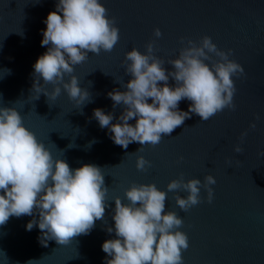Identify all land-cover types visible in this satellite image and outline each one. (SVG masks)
<instances>
[{
    "label": "water",
    "instance_id": "water-1",
    "mask_svg": "<svg viewBox=\"0 0 264 264\" xmlns=\"http://www.w3.org/2000/svg\"><path fill=\"white\" fill-rule=\"evenodd\" d=\"M57 2L0 0V106L15 107L53 157L66 160L72 169L85 163L99 166L108 187V207L90 233L66 245L55 239H48L47 246L41 243L38 211L10 217L0 225V264H107L111 257L102 244L116 238L114 197L128 203L125 189L133 182H154L167 192L169 181L181 173L185 181L198 178L203 183L209 174L216 180L211 202L201 188V203L187 211L176 204L174 193H167L165 211L183 219L180 230L188 237L183 264H264V0H101L115 18L120 39L111 52H89L85 62L74 66L80 86L90 93V102L83 105L69 99L62 85L55 100L48 101L43 93L37 99L32 91L34 63L48 47L41 45L45 21ZM156 28L162 33L159 38L154 36ZM205 35L218 48L231 49L230 59L244 68V75L233 76L235 109L226 108L207 121L191 114L170 136L154 147L144 145L139 153L138 142L127 149L115 144L94 109L112 113L113 123L119 122L124 106L114 108L108 93L125 91L123 83L132 78L125 73V54L133 47L145 52L146 44L155 40V55L171 70L167 61L179 55L181 37L185 43L189 38L199 43ZM168 83L175 86L171 78ZM45 87L51 91L53 85ZM190 103L184 99L178 107L188 111ZM129 123L135 125L136 120ZM237 144L242 153L234 151ZM137 155L151 167L139 171ZM33 219L37 223L29 231L26 225Z\"/></svg>",
    "mask_w": 264,
    "mask_h": 264
},
{
    "label": "clouds",
    "instance_id": "clouds-1",
    "mask_svg": "<svg viewBox=\"0 0 264 264\" xmlns=\"http://www.w3.org/2000/svg\"><path fill=\"white\" fill-rule=\"evenodd\" d=\"M45 23L41 45L48 47L34 63L32 91L38 94L37 99L43 93L48 101L55 100L62 85L77 105L90 102V93L80 86L74 66L85 62L89 52L99 55L101 50H113L120 39L115 18L109 17L101 0H58ZM154 36H162L159 28L154 29ZM181 44L184 46L179 55L167 61L171 70L165 68L163 58L155 55V40L146 44L145 52L133 47L125 54V73L132 78L123 83L125 91L108 93L114 108L124 106L119 122L113 123L112 113L94 109V117L101 128L110 129L115 144L127 149L130 143L138 142L139 153L146 144L158 145L191 114L207 121L226 108L235 109L233 76L244 75V68L230 59L231 49L218 48L207 35L199 43L190 38L185 43L181 37ZM169 78L175 86L169 85ZM48 84L53 85L51 91L45 87ZM184 99L191 102L188 111L178 107ZM132 119L135 125L129 123ZM250 127L255 128V123ZM234 151L242 153L243 149L237 144ZM148 167L151 162L137 155L136 168L146 171ZM215 183L211 174L202 183L198 178L185 181L183 173L169 181L167 192L154 182H133L125 189L128 203L114 197L116 238L102 244V250L111 257L107 264H183L182 251L189 246L188 237L180 230L183 219L173 210L165 211L167 193H174L176 204L187 211L201 203V188L207 190L211 202V185ZM180 191L187 195H179ZM107 193L99 166L85 163L72 169L66 160L53 157L24 125L15 107L0 106V225L12 216H32L38 211L41 243L47 246L48 239H55L66 245L72 238L90 233L95 222L104 219ZM36 223L35 219L29 221L27 230L31 231ZM107 231L111 233L112 227Z\"/></svg>",
    "mask_w": 264,
    "mask_h": 264
}]
</instances>
